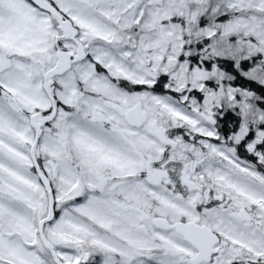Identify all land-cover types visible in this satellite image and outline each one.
Returning a JSON list of instances; mask_svg holds the SVG:
<instances>
[{
	"label": "rangeland",
	"instance_id": "1",
	"mask_svg": "<svg viewBox=\"0 0 264 264\" xmlns=\"http://www.w3.org/2000/svg\"><path fill=\"white\" fill-rule=\"evenodd\" d=\"M41 1L45 7L0 0V85L21 109L0 96V264H84L92 261L85 246L98 251L99 264H190L196 250L174 231L157 230L159 217L220 236L211 264H264V177L235 152L251 137L247 149L264 168L256 148L264 140V104L231 89L215 69L190 66L193 44L184 37L227 59L260 53L264 62V0ZM65 22L80 30L88 61L57 79L62 107L36 149L53 192L50 217L31 157L30 116L51 110L42 72L56 62ZM62 47L76 52L72 43ZM160 73L171 95L149 91ZM252 75L264 83V73ZM112 79L145 90L127 94ZM136 103L148 116L141 129L125 120ZM226 108L243 119L233 146L218 142Z\"/></svg>",
	"mask_w": 264,
	"mask_h": 264
},
{
	"label": "trees",
	"instance_id": "2",
	"mask_svg": "<svg viewBox=\"0 0 264 264\" xmlns=\"http://www.w3.org/2000/svg\"><path fill=\"white\" fill-rule=\"evenodd\" d=\"M184 37L187 45L193 44V46L190 48V53H192L193 55H190L188 58L190 66H197L207 73L215 69L224 77L225 82H227L228 86L231 89L249 93L257 98L260 106L264 104V83L258 80L259 78L256 75H252V72L256 70L264 73V62H262L260 59V53L249 55L246 58L240 60H236L235 58L227 59L219 55L216 52V49L211 51H205L204 49H201L199 41L194 40L191 34L185 33ZM97 71L100 74L104 75V73H101L98 69ZM114 80L115 79H112V81ZM114 82L121 90H123L127 94H133L145 90L144 86L134 85L127 80H116ZM168 84L169 77L167 75H164L163 73H160L155 81V84L149 88V91L155 95H171L170 91L167 89ZM211 84V81H207V85ZM2 91L3 88L0 86V96ZM195 96L199 100L200 98L203 100V95L201 93H196ZM242 123V114L239 109L226 108V110L218 115V122L216 123V129L219 136L218 142H228L230 146H233L231 140L239 132ZM165 137L169 140L167 136ZM250 138L251 137L245 139L240 144L235 145L236 155L242 162L254 167L264 177V168L258 162L257 156L250 153L247 149V146L251 141ZM169 148L170 147H167V149ZM256 148L258 152L264 153V140ZM164 162L165 161L162 160L159 163H155V168H159V166ZM38 164H40L39 159ZM34 169L37 171L36 168ZM85 248L89 249L88 252L91 255L92 261L84 264H99L98 251L95 248L90 249L86 246ZM45 249L49 254H51L50 249L46 247Z\"/></svg>",
	"mask_w": 264,
	"mask_h": 264
},
{
	"label": "water",
	"instance_id": "3",
	"mask_svg": "<svg viewBox=\"0 0 264 264\" xmlns=\"http://www.w3.org/2000/svg\"><path fill=\"white\" fill-rule=\"evenodd\" d=\"M37 6L41 5L38 3V0H31ZM54 16H57L56 11L51 12ZM60 31L64 34L63 37H59L56 39V46L58 48L57 51V65L51 69L48 73L44 74V90L52 103L54 104V110L49 117H44L42 114H34L30 117L31 127L35 132V140L31 149L32 159L38 169L40 175H42L41 171L37 166V158H36V147L43 135L42 126L50 124L57 116L58 105L52 93V87L54 85V79L58 77H63L67 73L72 70L73 65L84 62L87 59V55L85 52V48L82 44L77 43L78 50L77 54L74 56L72 53H69L63 50L60 47V41H75L79 37V30L74 27L71 22L61 23L59 27ZM3 95H8L6 92H2ZM125 120L127 124L136 129H141L148 121V116L146 112L143 110V106L141 103H137L128 112L125 114ZM160 141L166 145L173 148L177 147V144L171 141H168L163 135L157 134ZM42 177V176H41ZM42 181L46 186L47 193L50 199V217L53 210V192L51 187L48 186L47 181L44 177H42ZM185 185L188 187L189 183L185 181ZM49 217V219H50ZM46 221L41 222L40 224V235L43 238V227L46 224ZM154 227L163 232H169L174 230L178 235H180L183 240L188 243L194 250H196V254L192 259H190V264H210L213 261L214 256L217 255L218 250L217 246L220 244V238L215 234L212 230H210L207 226H200L194 222H175L170 223L164 218H156L153 221ZM52 250V248L50 247ZM56 262L58 259L54 256Z\"/></svg>",
	"mask_w": 264,
	"mask_h": 264
},
{
	"label": "flooded vegetation",
	"instance_id": "4",
	"mask_svg": "<svg viewBox=\"0 0 264 264\" xmlns=\"http://www.w3.org/2000/svg\"><path fill=\"white\" fill-rule=\"evenodd\" d=\"M59 36H61V34H59ZM67 43H72V44H74L75 45V47H76V41H69V42H67ZM53 67V66H52ZM52 67L50 68V69H52ZM50 69H48L47 71H43L42 72V76L44 75V73H46V72H48ZM56 81V80H55ZM7 98H9V97H7ZM10 99V98H9ZM14 103V102H13ZM51 108H53V104L51 103ZM43 116H46V117H48V116H50V115H43ZM222 240V239H221ZM222 244H223V241H221V244H220V246H222ZM258 264V263H257Z\"/></svg>",
	"mask_w": 264,
	"mask_h": 264
}]
</instances>
